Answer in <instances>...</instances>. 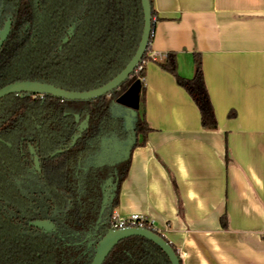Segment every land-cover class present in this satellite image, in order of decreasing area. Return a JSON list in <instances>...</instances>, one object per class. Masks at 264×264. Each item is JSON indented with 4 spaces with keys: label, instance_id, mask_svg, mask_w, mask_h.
<instances>
[{
    "label": "trees",
    "instance_id": "trees-1",
    "mask_svg": "<svg viewBox=\"0 0 264 264\" xmlns=\"http://www.w3.org/2000/svg\"><path fill=\"white\" fill-rule=\"evenodd\" d=\"M8 22L11 31L0 51V89L38 81L83 92L105 85L126 68L138 50L144 15L140 0H0V32ZM71 28L72 36L63 43ZM149 52L150 46L142 69L135 70L110 96L83 102L22 94L0 101V264L91 263L94 253L87 248L85 237L93 233L98 240L108 232L132 151L144 147L153 131L146 117V64L153 61ZM156 62L191 97L202 127L215 128L217 118L201 54L193 55L191 78L179 74L175 52ZM132 92L140 101L130 132L125 109L117 100ZM84 123L86 128L80 131ZM131 134L134 145L125 162L113 167L89 164L105 140L126 142ZM30 146L39 157L41 174L36 175L39 183L34 182L30 197H25L14 179L26 178L33 167ZM109 178L116 185L115 195L96 229L103 186ZM51 207L58 211L54 223L66 230L64 239L29 226L37 219H51ZM220 223L227 228L226 215ZM104 264L171 262L151 241L130 237L116 245Z\"/></svg>",
    "mask_w": 264,
    "mask_h": 264
},
{
    "label": "crops",
    "instance_id": "crops-1",
    "mask_svg": "<svg viewBox=\"0 0 264 264\" xmlns=\"http://www.w3.org/2000/svg\"><path fill=\"white\" fill-rule=\"evenodd\" d=\"M152 1L149 54L163 62L177 53L184 78L201 54L217 126L204 129L188 93L148 62L153 131L132 151L114 210L152 220L182 264H264V0ZM133 143L132 134L126 142L107 139L89 164L125 162Z\"/></svg>",
    "mask_w": 264,
    "mask_h": 264
},
{
    "label": "water",
    "instance_id": "water-1",
    "mask_svg": "<svg viewBox=\"0 0 264 264\" xmlns=\"http://www.w3.org/2000/svg\"><path fill=\"white\" fill-rule=\"evenodd\" d=\"M143 8L144 15V26L142 31V36L138 50L126 68L116 75L112 80H110L105 85L92 89L89 91H69L62 87L55 86L53 84L38 82V81H21L13 84H9L0 89V101L11 95H40V96H51L61 100L66 101H91L99 99L105 96H110L115 90H118L120 86L135 72L137 67L142 63L145 53L148 51L150 46V38L153 33V8L150 0H140ZM12 23L8 22L5 28L0 32V51L6 42L10 31ZM73 29H69L67 36L64 38L63 43H66L68 39L72 36ZM139 96L137 93L132 92L126 97L119 98L117 104L125 109L129 113V116L125 115L127 130L132 132L133 120L139 111ZM86 128V123L81 124L79 127L80 131ZM131 149L134 145L131 144ZM34 156L35 169L41 172L40 161L35 151L31 149ZM116 185L112 178H109L103 186V201L101 207L100 217L97 224L99 225L102 220V216L107 208V206L112 202L115 195ZM35 228L40 230H45L47 233L53 231L54 224L49 221L37 220L33 222ZM130 237H142L145 238L155 245H157L168 257L171 264H181L180 255L174 250L171 244L161 236L148 229L139 228H127L120 230H108V232L99 239V241L94 245V256L90 264H104L107 257L111 251L116 247V245L124 239Z\"/></svg>",
    "mask_w": 264,
    "mask_h": 264
},
{
    "label": "flooded vegetation",
    "instance_id": "flooded-vegetation-1",
    "mask_svg": "<svg viewBox=\"0 0 264 264\" xmlns=\"http://www.w3.org/2000/svg\"><path fill=\"white\" fill-rule=\"evenodd\" d=\"M31 149H33L34 151H35V149L32 147V146H30V148H29V153H30V155L32 156V159H33V167H32V169H30L29 171H28V174H27V176H26V178L24 177V178H16V179H14V182H15V185L18 187V189L23 193V195L25 196V197H30V193H32L31 191L34 189V182H36V183H39V180L36 178L37 176V174H41V172H38L36 169H35V164H34V156H33V154H32V152H31ZM35 153H36V155H37V152L35 151ZM38 156V155H37ZM39 158V157H38ZM113 167V166H112ZM36 178V180H34V177ZM112 180H113V178H112ZM17 181H24L23 182V184H22V186L23 187H25L26 188V190H27V192H28V195H26L20 188H19V186L17 185ZM114 181V180H113ZM107 209V208H106ZM106 211V210H105ZM112 212H113V210H112ZM112 212H111V214H112ZM105 213V212H104ZM111 214H110V216H111ZM104 215V214H103ZM103 217V216H102ZM56 218H58V211L54 208V207H51V219H48V218H41V219H37V220H41V221H49V222H51V223H53L54 224V229H53V231H51V232H49V233H47L45 230H40V229H38V228H35L33 225H31L33 222H35V221H37V220H35V221H33V222H30L29 223V226L30 227H33L35 230H37V231H39V232H41L42 234H44V235H46V236H53V237H57V238H63V236H64V234H66V230L64 229V228H59V226L56 224V223H54V219H56ZM98 222V221H97ZM101 224H102V220H101V223L98 225V224H96V229H98L100 226H101ZM109 230H112L111 229V227H110V219H109ZM73 237H71L72 238V240H75L77 237H78V235L76 234V235H72ZM65 237V236H64ZM64 239V238H63ZM85 241H87V248L88 249H91L92 251H93V253H94V250H93V248H94V245L99 241V239L98 240H94V234L93 233H89V234H87L86 235V237H85ZM93 256H94V254H93ZM93 259V258H92ZM92 262V261H91Z\"/></svg>",
    "mask_w": 264,
    "mask_h": 264
},
{
    "label": "built area",
    "instance_id": "built-area-1",
    "mask_svg": "<svg viewBox=\"0 0 264 264\" xmlns=\"http://www.w3.org/2000/svg\"><path fill=\"white\" fill-rule=\"evenodd\" d=\"M149 56L153 59V61L158 60V56L156 54H149ZM139 66L137 67V69L141 70L142 67L141 66L139 67ZM110 227L112 230L139 228V229H148L157 234L162 233L160 228L148 217L144 215H140V214L122 216L116 210H113L110 216Z\"/></svg>",
    "mask_w": 264,
    "mask_h": 264
},
{
    "label": "rangeland",
    "instance_id": "rangeland-1",
    "mask_svg": "<svg viewBox=\"0 0 264 264\" xmlns=\"http://www.w3.org/2000/svg\"><path fill=\"white\" fill-rule=\"evenodd\" d=\"M33 177H34V176H33ZM34 180H36L35 177H34ZM36 181H37V180H36ZM23 182H24V181H17V185L19 186V188H20V189H21L26 195H28V192H27L26 188L22 186Z\"/></svg>",
    "mask_w": 264,
    "mask_h": 264
}]
</instances>
